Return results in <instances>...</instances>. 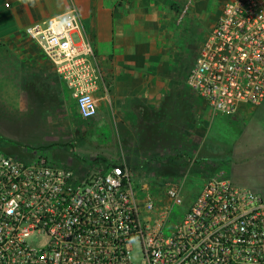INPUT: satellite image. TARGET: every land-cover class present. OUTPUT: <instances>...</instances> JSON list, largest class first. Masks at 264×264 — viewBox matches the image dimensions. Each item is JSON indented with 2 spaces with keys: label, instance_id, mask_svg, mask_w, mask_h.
Instances as JSON below:
<instances>
[{
  "label": "built area",
  "instance_id": "1",
  "mask_svg": "<svg viewBox=\"0 0 264 264\" xmlns=\"http://www.w3.org/2000/svg\"><path fill=\"white\" fill-rule=\"evenodd\" d=\"M24 34L70 91L76 115L95 116L100 73L76 15ZM186 84L226 118L264 101V0L223 3ZM28 154L0 150V264H264V198L226 177L207 179L188 202L178 181H166L159 201L138 195L125 164L76 176Z\"/></svg>",
  "mask_w": 264,
  "mask_h": 264
},
{
  "label": "rangeland",
  "instance_id": "2",
  "mask_svg": "<svg viewBox=\"0 0 264 264\" xmlns=\"http://www.w3.org/2000/svg\"><path fill=\"white\" fill-rule=\"evenodd\" d=\"M225 1L168 0L161 31L147 27L145 67L161 74L166 86L155 93L158 104L151 113L140 111L150 124L136 123L137 108L130 100H123L120 109L107 107L102 118L96 113L81 119L61 85H42L34 92L36 107L7 106L0 84V150H26L21 159L28 153L45 155L76 176L122 163L138 195L159 201L166 181H178L185 201H193L207 179L226 177L235 167V184L264 198V103L226 118L212 114L186 84ZM17 95L9 92L10 103H16ZM111 110H120V116L114 118ZM183 211L175 209L176 215Z\"/></svg>",
  "mask_w": 264,
  "mask_h": 264
},
{
  "label": "crops",
  "instance_id": "3",
  "mask_svg": "<svg viewBox=\"0 0 264 264\" xmlns=\"http://www.w3.org/2000/svg\"><path fill=\"white\" fill-rule=\"evenodd\" d=\"M168 7V0H36L35 5L31 0H0L3 102L20 109L36 107L37 100L33 95L42 85L48 89L61 85L68 90L43 52L24 31L31 25L74 13L83 39L93 49L100 73L97 89L93 92L99 118L107 112V107L119 106L120 109L123 100H130L137 108L136 123L150 124L145 114L151 113L158 104L155 93L162 92L166 86L161 74H154L151 68L145 67V34L150 25L161 31ZM9 92L18 93L15 104L10 103ZM263 103L257 107L244 106L239 111L245 107L256 110ZM141 110L145 113L143 117ZM111 112L114 118L120 116V110ZM6 153L18 158L24 156L11 149ZM235 169L228 170L225 175L234 184Z\"/></svg>",
  "mask_w": 264,
  "mask_h": 264
},
{
  "label": "clouds",
  "instance_id": "4",
  "mask_svg": "<svg viewBox=\"0 0 264 264\" xmlns=\"http://www.w3.org/2000/svg\"><path fill=\"white\" fill-rule=\"evenodd\" d=\"M31 2L33 3V5H35L36 0H31Z\"/></svg>",
  "mask_w": 264,
  "mask_h": 264
}]
</instances>
